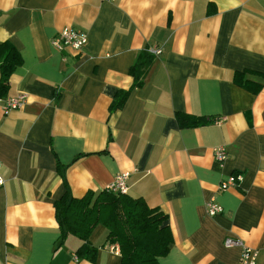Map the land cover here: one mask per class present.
<instances>
[{
  "label": "crops",
  "instance_id": "obj_1",
  "mask_svg": "<svg viewBox=\"0 0 264 264\" xmlns=\"http://www.w3.org/2000/svg\"><path fill=\"white\" fill-rule=\"evenodd\" d=\"M64 29L85 34L84 48L57 50ZM3 42L20 63L0 96V264H120L102 225L88 238L94 261L79 259L82 242L61 241L54 203L125 172L126 195L166 216L172 241L155 264H238L242 248L226 238L264 261V0H0ZM177 113L210 122L180 127ZM230 176L240 179L220 189ZM210 201L221 213L207 214Z\"/></svg>",
  "mask_w": 264,
  "mask_h": 264
},
{
  "label": "trees",
  "instance_id": "obj_2",
  "mask_svg": "<svg viewBox=\"0 0 264 264\" xmlns=\"http://www.w3.org/2000/svg\"><path fill=\"white\" fill-rule=\"evenodd\" d=\"M149 52H141L130 69L133 76L132 87L141 86L150 61ZM20 57L13 47L3 42L0 44V96L7 88V78L18 64ZM243 73L234 75V83L250 93L256 94L260 85L251 87L248 81L242 80ZM129 91H118L113 108L121 107ZM180 127L193 128L206 125L210 119L176 114ZM55 216L64 236H73L82 244L76 251L79 259L94 261L96 249L90 245L88 238L97 225L107 229V241L117 244L120 252V264H155L158 258L169 252L172 236L164 225L165 214L156 208L148 207L143 200L133 199L103 190L98 194L86 193L81 198H74L65 191L60 200L54 203Z\"/></svg>",
  "mask_w": 264,
  "mask_h": 264
},
{
  "label": "built area",
  "instance_id": "obj_3",
  "mask_svg": "<svg viewBox=\"0 0 264 264\" xmlns=\"http://www.w3.org/2000/svg\"><path fill=\"white\" fill-rule=\"evenodd\" d=\"M111 2H114L115 0H109ZM87 43V36L83 33L77 32L72 29H64L62 30L58 36L52 41V45L57 50H64V49H70L73 51H79L82 48H84L85 44ZM161 53L160 50H153V54L159 55ZM26 95L22 94L19 96H16L14 98H8L3 103L2 107V113L5 115L11 110L18 109L24 102L26 101ZM214 157L215 160L221 165L225 159L226 154L223 148H217L214 150ZM128 178L129 173H121L115 176L114 181L106 188L108 192L114 193V194H120V195H126L129 189L128 186ZM240 179L239 176H230L227 181L222 182L219 185V188L222 190H226L230 186H235L236 182ZM2 181L0 178V185ZM206 211L209 216H215L219 213H221L222 208L214 203L213 201H210L206 204ZM224 246L229 247H241V256L238 261V264H264V261L262 263H258V252L256 250H253L251 248L245 247L242 242L239 240H235L232 238H226L224 241Z\"/></svg>",
  "mask_w": 264,
  "mask_h": 264
}]
</instances>
